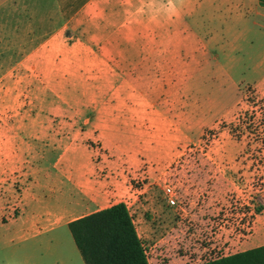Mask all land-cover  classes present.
I'll return each mask as SVG.
<instances>
[{"label": "crops", "instance_id": "crops-1", "mask_svg": "<svg viewBox=\"0 0 264 264\" xmlns=\"http://www.w3.org/2000/svg\"><path fill=\"white\" fill-rule=\"evenodd\" d=\"M70 8L64 5L67 19L22 63L31 74H20L28 75L37 95L50 97L41 99L40 113L14 119L16 129L0 130L1 212L8 171L28 164L22 152L27 141L60 151L53 169L67 159L65 182L38 185L39 222L28 231L24 221L23 231L32 235L22 240L37 249H63L74 240L71 222L123 203L118 198L129 193L127 171L146 166L154 176L177 169L178 155L203 131L199 91L205 68L242 69L250 53H260L255 71L264 73V1L173 0L169 6V0H86L68 16ZM76 92L81 98H68ZM79 154L85 161H74ZM24 194L16 221L29 213ZM76 206L85 209L75 215ZM167 208L175 209L168 214L181 212L180 202H168ZM162 210L156 212L169 217ZM167 228L158 232L169 233ZM155 232L146 224L145 238L157 237ZM261 246L264 225L259 224L245 251Z\"/></svg>", "mask_w": 264, "mask_h": 264}, {"label": "rangeland", "instance_id": "rangeland-1", "mask_svg": "<svg viewBox=\"0 0 264 264\" xmlns=\"http://www.w3.org/2000/svg\"><path fill=\"white\" fill-rule=\"evenodd\" d=\"M85 1L59 0L56 5L53 0H0V130L16 129L19 124L14 119L20 115L41 112V99L50 94L37 95L28 75L20 74H31L22 63L67 19L63 12L66 3L71 7L69 16ZM250 54L240 65L242 69L211 64L203 70L199 91L203 131L194 133V143L178 155L177 169L152 176L145 166L124 174L129 193L118 199L128 203L152 264H201L244 252L255 241L259 224L264 225V73L255 71L260 53ZM68 98L81 97L76 92ZM22 148L28 164L8 171L2 188L6 201L0 211V264H84L74 240L60 250L37 249L22 240L26 234L32 235L23 231L24 221H29L28 231L39 222L36 216L42 190L38 185L65 182L61 174L67 161L65 158L53 169L58 149L33 140ZM74 161L85 159L79 154ZM167 185L178 193L180 214H168L167 209H175L167 208ZM24 192L30 198L29 213L16 221ZM163 207L169 217L156 212ZM84 209L76 206L75 215ZM155 212L160 215L153 220ZM146 224L159 235L145 238ZM165 225L170 227L169 233H159ZM160 245L169 251L162 252Z\"/></svg>", "mask_w": 264, "mask_h": 264}, {"label": "trees", "instance_id": "trees-1", "mask_svg": "<svg viewBox=\"0 0 264 264\" xmlns=\"http://www.w3.org/2000/svg\"><path fill=\"white\" fill-rule=\"evenodd\" d=\"M85 264H150L134 218L124 203L69 224ZM201 264H264V246Z\"/></svg>", "mask_w": 264, "mask_h": 264}, {"label": "built area", "instance_id": "built-area-1", "mask_svg": "<svg viewBox=\"0 0 264 264\" xmlns=\"http://www.w3.org/2000/svg\"><path fill=\"white\" fill-rule=\"evenodd\" d=\"M165 196L171 206H176L177 205V198H178V193L175 188H173L170 185H167L164 189Z\"/></svg>", "mask_w": 264, "mask_h": 264}, {"label": "clouds", "instance_id": "clouds-1", "mask_svg": "<svg viewBox=\"0 0 264 264\" xmlns=\"http://www.w3.org/2000/svg\"><path fill=\"white\" fill-rule=\"evenodd\" d=\"M173 5V0H169V6Z\"/></svg>", "mask_w": 264, "mask_h": 264}]
</instances>
